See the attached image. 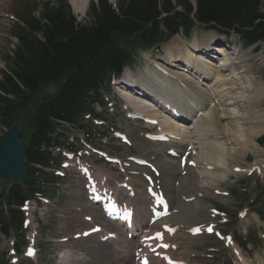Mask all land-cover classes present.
Segmentation results:
<instances>
[{
	"label": "rangeland",
	"instance_id": "rangeland-1",
	"mask_svg": "<svg viewBox=\"0 0 264 264\" xmlns=\"http://www.w3.org/2000/svg\"><path fill=\"white\" fill-rule=\"evenodd\" d=\"M43 1L47 0H0V2H4V5L0 7V69L6 68V54L10 53L16 43V39L12 37L10 30L17 23L16 18L21 21L19 12L32 9L31 12L38 15L41 9L39 3ZM68 2L77 20L85 22L89 21L88 13L91 4L96 3L97 0H89L85 5H80L79 9L81 10L76 11L75 8L73 9L70 0ZM110 2L112 5L117 4L116 0H110ZM120 40L123 46L132 49L135 54L134 62L128 66L130 70L128 71L127 68L126 72L112 83L109 92L105 96L104 107H96L95 111L101 118L93 119L87 116L83 121L86 126L84 130L69 127L66 131L69 140L73 142L76 148L75 150H61L60 167L57 170L63 175V179L59 184L49 188L48 203L40 205L31 203L28 207L26 243L37 250L36 255L31 259L26 258L24 253L26 246L22 247V251L14 253L12 238H6L0 233V263L11 261L13 264H145L150 254L154 256V252L144 253L146 259L144 263H141L143 259L141 254L144 248L140 245V242L144 231L141 232L142 229L138 226L139 214L142 213V210L138 208H141L142 201H146L144 197L147 194L148 186L157 189L161 196L162 192L167 195L173 192L174 186L175 195L180 191L178 194L180 197L177 206L172 205L171 214L167 217L169 219L176 215L175 222L165 223H177L176 228L173 231H165L163 230L164 225L159 228L156 226V222L154 223L155 226L154 224L148 225L149 230L164 231L163 239H167L171 243L170 245L167 244L166 249L163 248L162 250L160 247V252L170 255L175 263L178 259L184 264H244L245 262L264 264V165L258 163L253 173L250 169L252 164L256 163L257 158V161L263 160L264 163V147L260 145L261 149H258L256 153L250 152V155L248 154L249 158L240 159V164L233 167L234 172L231 169V162L229 164L230 160L222 158L225 163L227 162L224 163L225 168L228 167L227 170L223 171L219 168L218 170H210L216 178L220 176L219 179L222 180L221 182L213 181L218 188V192L203 190L205 191L202 193L204 198L199 199L195 204H191L200 197V192L198 191L196 194L195 189L206 185L208 180L198 175L199 177L195 183L190 184L186 181V178L189 179V182L193 180L190 179V174L187 177L186 171L182 170L184 165L181 162L187 156H181L183 152L179 153L178 147L174 144L168 146L171 148L170 151L173 157H169L171 153L168 156L163 153L161 154L162 158L161 155L158 158L159 161L162 159L163 162L158 163L155 161V152L164 150L166 144L170 142L159 139L158 145L154 144L155 141L147 137V131L138 126L145 124L144 118L139 115L129 116L127 103L118 90V88L130 87L134 89V93L136 91L141 92L142 86L147 85L143 82L145 70L152 62L162 63L161 58L163 57L170 59L167 56L166 48L171 44H173V47L178 44L177 46L181 48L187 43L209 46L211 42H214L212 44L214 47L212 54L217 56L226 54L230 59L233 58L235 65H238L233 69L238 68V71H241L242 78L240 79L249 90L258 82L264 83V54L257 51L254 46H243L233 33L222 34L204 28H199L191 38L187 39L184 34L180 33L164 43L159 50H144L132 45L123 38ZM227 43L229 47H227ZM217 46L219 50L224 49L225 52L216 50L215 47ZM238 52L249 57L248 64L250 73H253L254 81L249 73L243 72L242 65L237 64L238 60L235 58ZM151 54L160 58H154ZM178 66L182 68L181 64ZM175 67L169 68L170 73L177 71V68H179ZM165 71L169 73V71ZM135 76L142 77V82L137 80ZM213 80V78L208 80L207 85L211 86ZM121 81H123L124 86L120 83ZM159 81H162L159 77L156 81L148 80L156 91L157 88H162L164 85V82ZM57 86L56 83H43L37 95L33 97L32 105L35 106L45 94L55 93ZM137 92L136 94H138ZM182 97L183 93L177 92L172 96V99L180 102L183 100ZM148 102L155 108L151 101ZM260 105L252 111L253 114H256V110L260 108L264 110V101ZM210 106H215V103ZM31 115V108L22 111V117L24 118L21 117V126L27 137L30 135L28 129ZM190 123L194 122L191 121ZM261 124L264 126V121ZM253 125H256V123H253ZM4 129L5 126H0V134ZM260 136L261 143L264 140V134ZM147 141L153 142V144ZM163 142L164 145H161ZM232 147L233 145H226L225 148ZM98 151L99 153H96ZM197 155L203 156L199 152H197ZM109 157L116 158L118 161L110 162L108 161ZM191 158L196 159L195 155ZM250 158L251 160H249ZM188 159L190 158L188 157ZM152 160L158 167L153 166L154 169H151ZM64 162L68 164L67 168H61ZM192 162L193 174L201 175L204 168L197 167L194 165L193 160ZM169 163L173 165H169ZM159 168L163 170L161 171ZM85 170H88V176ZM230 170L233 175L227 178L225 173ZM179 172L182 174L179 175V180H176L175 173L178 176ZM150 173L156 175H153L155 182L151 181L152 176ZM99 175L104 177L102 182L98 181ZM85 176L93 178L96 189H110L109 192L112 194L113 200L118 203L126 202L131 205H129L131 208L133 205L134 211H136L134 217H136L137 227L132 232V238L129 237L131 233L127 230H111L118 227L116 223L106 221L102 206L88 194L91 185ZM173 183L180 184V186L183 184L186 189H181ZM2 188L4 187H0V195L3 193ZM139 198L141 201L138 200ZM1 208L2 206H0ZM216 209L220 212H216ZM148 214L146 216L150 217L151 215ZM215 215L217 218H215ZM95 225H101L102 229L88 236L83 235L84 231ZM208 226L211 229L215 228L212 231L206 230ZM190 231L191 233L195 231V236H192L193 234ZM229 236H233V241H227ZM132 242L135 243L134 248L128 246ZM239 243L243 244L240 246ZM122 248H125L128 252L125 254L118 252V254L116 249L121 251ZM235 252L242 255L243 262ZM118 255H121L120 258H118ZM259 256L261 259L258 260ZM253 257H256V260ZM149 261L150 264H165L159 258L158 260L150 258Z\"/></svg>",
	"mask_w": 264,
	"mask_h": 264
},
{
	"label": "trees",
	"instance_id": "trees-1",
	"mask_svg": "<svg viewBox=\"0 0 264 264\" xmlns=\"http://www.w3.org/2000/svg\"><path fill=\"white\" fill-rule=\"evenodd\" d=\"M39 4L38 16L24 11L21 24L11 27L18 42L6 55V69H0V126L10 127L21 111L32 109L25 179L5 189L0 203L5 206L0 210L1 232L6 237L16 232L17 251L24 243L19 207L62 179L49 171L56 161L52 149L73 150L65 123L84 129L85 116H98L95 106L105 104L113 78L134 60L133 50L123 46L121 38L156 49L177 34L190 37L204 27L233 33L243 46L256 45L264 52V0H117L115 6L110 0H97L85 22L77 20L68 0ZM59 81L55 93L32 105L43 83Z\"/></svg>",
	"mask_w": 264,
	"mask_h": 264
},
{
	"label": "bare ground",
	"instance_id": "bare-ground-1",
	"mask_svg": "<svg viewBox=\"0 0 264 264\" xmlns=\"http://www.w3.org/2000/svg\"><path fill=\"white\" fill-rule=\"evenodd\" d=\"M70 2L73 9L75 8L76 11L80 8V5H85L86 2H89V0H70ZM0 3H2V5H0V7H2L4 5V2ZM212 44H214V42H211L209 46L198 44L190 45L187 43L184 47L181 46V48L177 46L178 44L175 47H173V44H171L166 48L167 56L170 59H166L163 57L161 58L162 63L152 62L151 65L145 70L143 76V82L147 85H150L151 82H148V80L150 81L153 72L154 74L159 76V78L162 80V83L164 82V85L167 83L175 84L177 85L178 90L180 89L183 93L187 94L188 98L191 100L189 104L195 105L194 108H199L198 112L193 116L192 121L194 123H190L191 121H187L192 116H180L181 120L174 116L171 117V115H174L173 110L170 108V106L162 102L158 104L159 109L157 111L159 112H157L156 109L152 108V105L148 102L150 101L148 98L153 99L150 95L148 97L141 96L134 93V89L126 91V89L121 88V90L119 91L121 97H123L127 103L126 106L128 108V112L144 118L145 124H140L138 126L142 127L144 131L155 132L154 134L159 138H169V140H166V142H170L166 144V149L164 147V150L155 152V161H157L158 163H162V159L160 160L161 162L158 160V158L160 157L159 155L164 153L168 156V154L171 153V148H169L168 146H170V144H174L176 147H178L179 153L183 152L181 156H187L183 160V162H181L184 165V168L182 170L186 171L185 173L188 174L187 177H189L190 174V179L193 180L189 182V179L187 180L186 178V181L190 184L195 183L199 176L208 180V183L206 185L197 187L195 189L196 194L198 193V191L200 192V197H198V199H195L194 203L191 204H195L199 199L204 198V195L202 193H204L205 191L218 192V188L214 185L213 181L221 182L222 180L219 179L220 176L216 178V176L212 174L210 170H218V168L223 171L227 170L226 168L228 167L225 168V161L222 160V158H228L230 160L229 164L231 162V169L234 172L235 170L233 167L234 165L235 167H237L240 164V159H246L250 152L256 153L258 149H261V146L259 144L261 138L260 135L264 134V126L263 124H261L264 121V110H261L260 108L256 110V114L252 113L256 106H259L260 104L262 105L264 101V83L258 82L251 87V90H249V88L247 89L245 83L242 82V79H240L242 78L240 75L241 71H238V68H234V73L231 74V70L233 69V67H238V65H235L233 58L230 59V57L226 56V54H223V56L213 55L212 49H214V47L212 46ZM196 50L205 54L207 57L197 56L195 53ZM222 51L225 52L224 49L219 50V52ZM237 54L238 55L235 58L238 60L237 64H241L244 69L243 72L249 73L251 79H253L254 81L253 73H250V66L248 64V62L250 61L249 57L243 55V53L240 54L238 52ZM189 55L193 58V61L196 63V70H199L201 75L200 73L192 74L191 72L185 71L184 68H186L188 60H186L184 63L181 62L184 68H177V71H172V73H170L171 71H169V68L172 69L175 66L178 67V65L181 64V57L186 56L188 58ZM152 57L157 59L160 58L156 55H152ZM175 58L177 59L173 60ZM165 70L169 71V74ZM202 78L203 80H201ZM212 78L214 79L212 85L208 86V80H212ZM136 79L142 82V77H136ZM120 83L124 86L123 81H121ZM214 103L215 106H210ZM173 108H175L174 105ZM183 115L184 114H182V116ZM176 119H179V121H176ZM257 122L259 123L258 125ZM253 123H256V125H253ZM147 142L153 144V142ZM159 142V139H156L154 144L158 145ZM161 145H164V142L161 143ZM226 145H233V147L225 148ZM197 152L201 153L203 156L197 155ZM194 155L196 159L191 158ZM169 157L173 156L169 155ZM188 157L190 159H188ZM257 159L256 163H253L250 169L253 170L258 163L259 165H264V163L262 162L263 160L257 161ZM192 160L195 163L194 165L204 168V172H202L201 175L193 174L194 170L191 167V165H193ZM249 160H251V158ZM169 165L173 164L169 163ZM152 166H157L154 160H152ZM159 169L161 171L163 170L161 168ZM232 171L230 170L229 172L225 173L227 175V178L233 175ZM150 174L152 177L153 175L156 176L155 174ZM180 174L182 173L179 172L177 176V174L175 173L176 180L178 179ZM98 178L99 182H102V180L104 179L102 175H99ZM173 180L175 181V179ZM175 185H177V187L181 189H186L183 184L182 186H180V184ZM161 191L163 190L161 189ZM179 193L180 191L178 192V194ZM161 194L163 195L161 197L163 200L162 205H160L154 198H152L149 193L145 194L144 198L146 199V201H142L141 208H138L142 210V213L139 214V223L141 228L150 225L151 217L158 216L159 214H164L163 206L165 203L168 205L169 214L167 216L171 214L170 209H172V205H174V207L177 206L178 198L180 196L178 194L175 195L174 186L173 192L169 193V195L164 194L163 192ZM138 200L141 201L140 198ZM148 213L151 214V217L146 216V214ZM167 216H164L163 218H161V220L157 221L156 226L160 228V226L164 225L163 230L173 231L176 228L177 223L168 224L165 222H175L174 219L176 215L172 217L170 216L171 218L169 219ZM116 226L118 228H114V230L124 229L122 225H119L117 223ZM143 230L144 235L142 236V240L140 242V245L144 248L141 254V256L143 257L141 263H144L146 259L144 253L148 254V252H154L155 250H159L160 248V241L154 237V235L158 231L149 230L148 227L144 228ZM162 233L165 234L164 231ZM130 244L131 245L128 246H132V248H134L135 243L132 242ZM170 244L171 243H169V245ZM116 252L125 254L128 252V250L122 248L121 251L119 249H116ZM235 254H238L243 262L242 255L239 252H235ZM165 255L169 256L168 254ZM120 256L121 255H118V258H120ZM253 258L256 260V257ZM259 259H261L260 256L258 260ZM244 264L250 263L245 262Z\"/></svg>",
	"mask_w": 264,
	"mask_h": 264
},
{
	"label": "water",
	"instance_id": "water-1",
	"mask_svg": "<svg viewBox=\"0 0 264 264\" xmlns=\"http://www.w3.org/2000/svg\"><path fill=\"white\" fill-rule=\"evenodd\" d=\"M23 141V143H22ZM20 119L5 130L0 140V186L20 184L24 178L23 161L26 159L24 146H28Z\"/></svg>",
	"mask_w": 264,
	"mask_h": 264
},
{
	"label": "snow or ice",
	"instance_id": "snow-or-ice-1",
	"mask_svg": "<svg viewBox=\"0 0 264 264\" xmlns=\"http://www.w3.org/2000/svg\"><path fill=\"white\" fill-rule=\"evenodd\" d=\"M209 230H211V229H209ZM159 235V234H158Z\"/></svg>",
	"mask_w": 264,
	"mask_h": 264
}]
</instances>
